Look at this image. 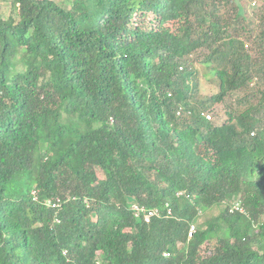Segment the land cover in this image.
<instances>
[{
	"label": "trees",
	"instance_id": "16d2710c",
	"mask_svg": "<svg viewBox=\"0 0 264 264\" xmlns=\"http://www.w3.org/2000/svg\"><path fill=\"white\" fill-rule=\"evenodd\" d=\"M11 6L0 264H264V5L254 18L243 0ZM195 62L214 94H198ZM218 103L216 124L204 113Z\"/></svg>",
	"mask_w": 264,
	"mask_h": 264
},
{
	"label": "rangeland",
	"instance_id": "374dc122",
	"mask_svg": "<svg viewBox=\"0 0 264 264\" xmlns=\"http://www.w3.org/2000/svg\"><path fill=\"white\" fill-rule=\"evenodd\" d=\"M55 2L62 4L64 7H69L71 0H54ZM253 0H243L244 7L246 10V13L249 14L250 18H254V16H250L252 14V11L255 12L259 7L264 5V0H255L256 6H251V2ZM83 2V4L87 3ZM9 14H12V6H11V0H0V18H5ZM245 43H248V46H250V43L248 40H245ZM245 45V44H244ZM194 66L197 70H199L200 75H198V89L197 92L200 96H210L211 94H214L217 89V81L214 79L213 76L210 75H202V66H199V63H194ZM223 106L221 103L216 104L213 107V110L209 112L212 116V122L218 124L225 120L226 115L223 111ZM237 200H233L235 202ZM217 213V209H213L212 211H209L208 213H203L202 216L208 217L211 215H214Z\"/></svg>",
	"mask_w": 264,
	"mask_h": 264
},
{
	"label": "built area",
	"instance_id": "2783aa9c",
	"mask_svg": "<svg viewBox=\"0 0 264 264\" xmlns=\"http://www.w3.org/2000/svg\"><path fill=\"white\" fill-rule=\"evenodd\" d=\"M251 6H256L255 5V0H253L251 2ZM245 46L247 47V44H245ZM204 116L207 119L211 118V115L209 113H204ZM53 205H55V204H53ZM238 205H239L238 203H232L230 208H229V211H232V210H239L240 211L242 208L239 207ZM131 209L134 211V214L136 216H138L140 214V212H141L142 213V218H143V220L145 222H149L150 219L152 218V216L157 214V209H155V208L154 209H152V208L146 209V208L138 206L136 204H132ZM168 212H169V210H168ZM194 229H195L194 224H191L188 235H191V233L194 231ZM163 255L164 256H168L169 253L168 252H164Z\"/></svg>",
	"mask_w": 264,
	"mask_h": 264
},
{
	"label": "clouds",
	"instance_id": "9594fccd",
	"mask_svg": "<svg viewBox=\"0 0 264 264\" xmlns=\"http://www.w3.org/2000/svg\"><path fill=\"white\" fill-rule=\"evenodd\" d=\"M250 4H251V3H250ZM245 47H246V46H245ZM206 113H209V112H206ZM209 114H210V113H209ZM210 115H211V114H210ZM211 118H212V116H211ZM211 118H210V119H211Z\"/></svg>",
	"mask_w": 264,
	"mask_h": 264
}]
</instances>
